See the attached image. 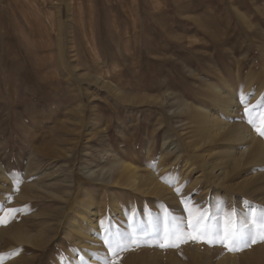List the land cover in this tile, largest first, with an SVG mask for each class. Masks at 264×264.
<instances>
[{
    "label": "rangeland",
    "instance_id": "rangeland-1",
    "mask_svg": "<svg viewBox=\"0 0 264 264\" xmlns=\"http://www.w3.org/2000/svg\"><path fill=\"white\" fill-rule=\"evenodd\" d=\"M241 96L264 112V0H0V215L20 209L0 223V264H105V237L128 246L117 264H264L258 236L229 251L172 235L193 232L184 202L217 232L264 215L248 140L264 137ZM42 225L44 240L10 236Z\"/></svg>",
    "mask_w": 264,
    "mask_h": 264
},
{
    "label": "snow or ice",
    "instance_id": "snow-or-ice-1",
    "mask_svg": "<svg viewBox=\"0 0 264 264\" xmlns=\"http://www.w3.org/2000/svg\"><path fill=\"white\" fill-rule=\"evenodd\" d=\"M240 103L244 105V113L249 117L248 123L252 125L254 131L259 136L264 137V112L259 113L258 117H253L250 108L245 104L243 96L240 97ZM176 191L177 194H179L181 190L177 188ZM184 203L186 210L189 213V226L193 229V232L185 233L182 231H175L172 235L175 236L177 241L183 242L187 237L197 241L203 240V242L209 244L219 243L229 251H241L243 247L250 246V243H256L257 236L260 240H264V215L260 217L259 221L253 217L251 221V229H254V232H250L248 224L237 226L234 219V212L226 214L223 230L222 232H217L213 227L203 223V221L207 219L205 213L199 211V209L189 207L186 202ZM18 211H20V209L5 208L3 214L0 215V223H5L7 218ZM167 235L169 234L166 231V236ZM250 235L251 239L249 240ZM103 243L107 245L108 252L110 253V258L105 260V264H117L120 259L118 253L128 250V246L120 240L113 241L108 237H105ZM132 243L135 244L136 241L133 240ZM159 246H178V244L162 243Z\"/></svg>",
    "mask_w": 264,
    "mask_h": 264
},
{
    "label": "bare ground",
    "instance_id": "bare-ground-1",
    "mask_svg": "<svg viewBox=\"0 0 264 264\" xmlns=\"http://www.w3.org/2000/svg\"><path fill=\"white\" fill-rule=\"evenodd\" d=\"M167 20V19H166ZM28 21V20H27ZM199 23V22H198ZM197 23V24H198ZM211 25V24H210ZM29 26V25H28ZM213 27V26H212ZM126 30V29H125ZM211 30V29H210ZM162 31V30H161ZM212 31V30H211ZM166 32V31H165ZM125 33V32H124ZM4 35H5V33H4ZM161 35V34H160ZM167 35H168V33H167ZM165 36V35H164ZM4 37V36H3ZM161 37V36H160ZM123 38V37H122ZM173 39H176L177 40V38H173ZM181 39V38H180ZM179 39V40H180ZM126 40H128V38L126 39ZM166 44V43H165ZM193 44V43H192ZM167 45V44H166ZM191 46V45H190ZM186 47V46H185ZM124 57V56H123ZM36 85V84H35ZM213 89H214V101L215 102H220V101H222V102H225L226 104H227V110H230V108H232V106H233V104L235 103V102H232V100L234 99V98H232V97H230V96H227L228 98H222L220 95V90L218 89V88H216V87H212ZM226 96V95H225ZM221 103V102H220ZM178 106V105H177ZM208 118H209V120H206V119H204L203 117H202V115L200 116V122H201V124L202 123H205V126H208L207 127V129L209 128V124L210 123H212L211 124V126L213 125V124H217V122H218V119H216V120H214L213 122H211V117H210V115H208ZM213 120V119H212ZM198 123V122H197ZM222 123V122H221ZM225 123V122H224ZM219 124L218 125V128H216L215 130H214V134H217V135H219V138L221 139V138H223V137H226V139L227 140H236V139H238V140H242L243 138V136H242V132H243V130L242 129H240V128H237L236 126H235V129H234V133H233V135L230 133L231 131H227L225 128H227V126L225 125V124ZM200 124V123H199ZM200 124V125H201ZM200 125H198V126H200ZM203 125V124H202ZM201 125V126H202ZM227 125H228V123H227ZM216 126V125H215ZM229 127V126H228ZM231 127V126H230ZM211 129V128H210ZM212 129H214V128H212ZM197 130H199L198 128H197ZM249 132V131H248ZM213 133V132H212ZM244 133V132H243ZM224 134V135H223ZM248 134V133H247ZM197 137V136H196ZM214 140V139H213ZM250 142H251V144H252V146H251V151H250V155H249V157H252V156H255L256 157V159H262V158H264V144H262L261 142H258V141H256V140H254V137H253V135H251V134H249V139H248ZM209 141V140H208ZM212 141V140H211ZM225 141V140H224ZM247 141V140H246ZM248 141V144L250 143ZM233 142V141H232ZM243 142H245V141H243ZM193 143V142H192ZM197 143V142H196ZM205 143V142H204ZM230 143V142H229ZM245 143H247V142H245ZM195 144V143H194ZM193 144V145H194ZM192 146V145H191ZM198 146V145H197ZM196 146V147H197ZM198 148V147H197ZM39 150V149H38ZM194 150V149H193ZM227 152V151H226ZM225 152V153H226ZM168 153V152H167ZM224 153V152H223ZM234 153V152H233ZM232 153V154H233ZM54 155V154H53ZM228 155V154H227ZM230 155H231V153H230ZM235 155V154H234ZM50 156H52V155H50ZM229 156V155H228ZM227 157V156H226ZM235 157V156H234ZM177 158V157H176ZM235 158H237V156L235 157ZM227 159V158H226ZM239 159V158H238ZM234 160H236V159H234ZM233 160V161H234ZM264 161V160H263ZM239 162V161H238ZM185 163H187V160L185 161ZM233 165V164H232ZM131 166V165H130ZM130 166H128V165H125V164H123V166L121 167V176L120 177H128L129 178V180H130V182L131 183H135V181L137 182V178L138 177H136L135 176V171L134 170H132V169H130L131 167ZM188 167H190V166H188ZM226 168V167H225ZM163 169V168H162ZM187 169V168H186ZM109 171V170H108ZM91 173V172H90ZM110 174V173H109ZM114 174V173H113ZM152 176V175H151ZM112 177V175L110 174V176H109V178H111ZM200 177V176H199ZM131 178H132V180H131ZM206 178V177H205ZM103 180V179H102ZM257 183V182H256ZM5 186V185H4ZM9 186V185H8ZM256 189V188H255ZM142 190V189H141ZM158 192V191H157ZM53 194V193H52ZM156 196V195H155ZM16 197H18V200H14V202H18V203H20V202H22L24 199H26V198H28V196H27V194L25 193V192H23V191H21V192H19V193H17V196ZM10 202H13V201H10ZM9 203V202H8ZM17 203V204H18ZM71 204V203H70ZM73 208V207H72ZM79 212V211H78ZM34 213V212H33ZM94 213V212H93ZM45 214V213H44ZM79 214H80V212H79ZM85 214V213H84ZM101 214V213H100ZM99 214V215H100ZM66 215V214H65ZM92 216V215H91ZM247 216H250V214H249V212H244V215L242 216V218L243 219H245V218H247V219H249V217H247ZM49 217H50V215H49ZM23 221H24V219H22ZM34 220V219H33ZM35 221V220H34ZM60 222V221H59ZM37 223V222H36ZM88 223V225H89V227H95V224H94V221H92V220H90V221H88L87 222ZM26 226V225H25ZM43 226H45V225H42L41 226V228H39L37 231H35L34 233H30V231L28 232L27 230H25V228L24 229H22V228H18V229H16L15 230V232H13V233H10V236L11 237H13V238H15L16 240H26V241H30V240H44V239H46L47 238V236H46V234L44 233V230H43ZM100 226V225H99ZM73 227V226H72ZM45 228V227H44ZM8 229V228H7ZM30 230V229H29ZM89 230V229H88ZM14 231V230H13ZM80 231V230H79ZM86 232H88V231H85V234H87ZM3 233V232H2ZM84 234V233H83ZM49 235H51L52 236V233H50ZM75 236V235H74ZM88 236V235H87ZM7 237V236H6ZM50 237V236H49ZM92 237V236H91ZM78 241V240H77ZM76 242V241H75ZM19 243V242H18ZM22 244V243H21ZM25 244V243H24ZM10 247V246H9ZM39 248V247H38ZM226 259V258H225ZM229 261V260H228ZM229 262H231V261H229ZM220 264V263H219ZM230 264V263H229Z\"/></svg>",
    "mask_w": 264,
    "mask_h": 264
}]
</instances>
